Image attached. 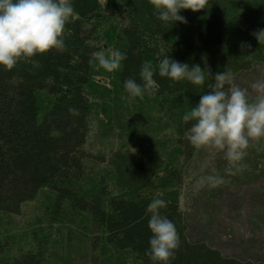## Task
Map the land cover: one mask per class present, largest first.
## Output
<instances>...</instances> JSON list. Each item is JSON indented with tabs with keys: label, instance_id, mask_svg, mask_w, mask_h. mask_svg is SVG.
<instances>
[{
	"label": "trees",
	"instance_id": "1",
	"mask_svg": "<svg viewBox=\"0 0 264 264\" xmlns=\"http://www.w3.org/2000/svg\"><path fill=\"white\" fill-rule=\"evenodd\" d=\"M72 4L62 50L0 68V232L44 193L46 219L15 249L0 235V264H150L147 205L160 194L168 202L160 211L180 237L172 264H264V252L226 256L186 233L181 199L198 148L181 117L210 90L211 78L194 86L156 75L158 91L143 99H130L122 84L142 82V64L156 68L164 55L212 76L230 70L232 79L264 66V42L254 35L264 29V0H209L206 9L181 10L187 22L173 24L158 20L150 0ZM109 47L126 53L119 69L89 63ZM228 167L217 150L209 173L224 183L210 189L211 204L233 193L239 203L250 201V215L264 218V138L250 142L240 170Z\"/></svg>",
	"mask_w": 264,
	"mask_h": 264
},
{
	"label": "clouds",
	"instance_id": "2",
	"mask_svg": "<svg viewBox=\"0 0 264 264\" xmlns=\"http://www.w3.org/2000/svg\"><path fill=\"white\" fill-rule=\"evenodd\" d=\"M154 14L164 24L186 23L181 10L193 12L206 9L209 0H150ZM74 15L72 0H0V68L10 70L22 59L43 54L51 49L65 47L64 29ZM258 42H264V29L254 33ZM126 53L115 47L101 49L92 54L89 63L96 62L107 72L122 66ZM166 77L173 82L194 86L207 84L210 89L200 95L198 102L181 117L189 124L187 139L196 148L223 151L228 162L227 171L235 174L240 170L251 141L264 138V79L251 84L255 91L250 98L249 90L232 83V72L225 70L214 76L199 64L191 67L164 55L154 68L151 61L142 64L139 76L125 79L123 89L130 99H143L145 94L155 95L159 83L154 76ZM78 114V109L69 108ZM54 135H59L54 132ZM200 183L217 187L224 183V177L210 175L202 177ZM162 194L147 205L150 213L148 228L150 237L146 255L150 264H172L175 250L180 246V237L172 220L161 213L167 207Z\"/></svg>",
	"mask_w": 264,
	"mask_h": 264
},
{
	"label": "rangeland",
	"instance_id": "3",
	"mask_svg": "<svg viewBox=\"0 0 264 264\" xmlns=\"http://www.w3.org/2000/svg\"><path fill=\"white\" fill-rule=\"evenodd\" d=\"M260 79H264V66H256L251 71L238 75L232 79V83L247 88L250 98H254L255 91L251 88V84ZM216 153L217 150L198 148L197 168L194 170L195 173L193 170L189 172V177L186 180L181 202L182 210L186 214L187 236L190 241H203L226 256H234L239 259L245 258V256L250 259L256 255L260 256L264 252V218L258 219L253 216L254 214L250 215L249 208L252 205L250 201L242 200L239 203V198L233 193H229L226 196V201L222 200L223 203L217 207L209 201V196L215 194L213 191L211 193L212 187H208L205 193L198 195L197 187L202 190L205 186L207 188V184L200 183V180L202 177L210 176V167ZM196 174H200V178L194 182ZM43 195L25 205L18 216L12 219L7 218L4 229L0 232L2 238L8 236L6 244L12 242L10 244H14L15 249L18 244H22V239L29 240L32 233L34 235L39 233L38 230L41 228L36 227V224H39L40 218L46 220L40 211L42 210L41 205L45 201L42 198ZM237 195H242V191ZM9 248L8 258L15 255V251L10 245Z\"/></svg>",
	"mask_w": 264,
	"mask_h": 264
}]
</instances>
